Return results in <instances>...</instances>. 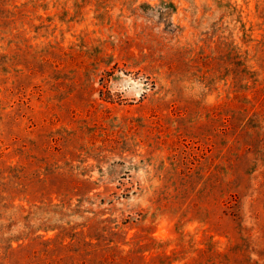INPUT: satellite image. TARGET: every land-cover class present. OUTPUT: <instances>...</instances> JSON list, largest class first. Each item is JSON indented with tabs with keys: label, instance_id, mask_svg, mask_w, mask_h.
Returning a JSON list of instances; mask_svg holds the SVG:
<instances>
[{
	"label": "rangeland",
	"instance_id": "374dc122",
	"mask_svg": "<svg viewBox=\"0 0 264 264\" xmlns=\"http://www.w3.org/2000/svg\"><path fill=\"white\" fill-rule=\"evenodd\" d=\"M0 264H264V0H0Z\"/></svg>",
	"mask_w": 264,
	"mask_h": 264
},
{
	"label": "trees",
	"instance_id": "16d2710c",
	"mask_svg": "<svg viewBox=\"0 0 264 264\" xmlns=\"http://www.w3.org/2000/svg\"><path fill=\"white\" fill-rule=\"evenodd\" d=\"M48 230H46V232H47Z\"/></svg>",
	"mask_w": 264,
	"mask_h": 264
}]
</instances>
